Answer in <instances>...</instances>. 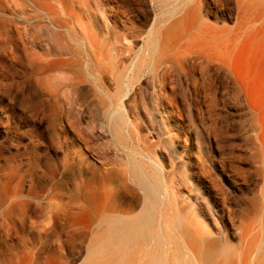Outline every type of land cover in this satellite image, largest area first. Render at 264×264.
Instances as JSON below:
<instances>
[{"label":"rangeland","instance_id":"1","mask_svg":"<svg viewBox=\"0 0 264 264\" xmlns=\"http://www.w3.org/2000/svg\"><path fill=\"white\" fill-rule=\"evenodd\" d=\"M163 1H133L146 22L118 10L115 26L122 32L133 25L126 33L135 52L168 12L194 0H175L171 8ZM224 2L230 19L208 22L232 27L241 14L250 26L227 49L224 72L199 55L179 58L190 116L181 112L169 78L153 96L151 79L141 73L117 91L103 76V87L117 94L111 105L121 111L124 125H118L88 72L64 57L43 56L50 39L37 28L41 0H0V264H81L93 231L81 209L95 214L107 170V204L116 212L139 210L141 194L123 176L138 137L167 170L187 172L185 185L174 178L180 189L198 190L190 200L198 194L219 211L232 253L264 264V153L257 142L264 127V0ZM102 6L115 12L110 1ZM157 102L159 114L151 110Z\"/></svg>","mask_w":264,"mask_h":264},{"label":"bare ground","instance_id":"2","mask_svg":"<svg viewBox=\"0 0 264 264\" xmlns=\"http://www.w3.org/2000/svg\"><path fill=\"white\" fill-rule=\"evenodd\" d=\"M50 1L41 0L35 11V17L42 20L37 28L50 39L43 56L64 57L88 72L98 83L96 88L109 100L111 116L118 125L123 123L121 111L117 104L111 105L117 94H110L103 87V76L110 78L117 91L122 86L128 88L134 75L141 73L145 79H151L153 96H159V88L169 78V83H173L171 93H176L180 110L188 118L189 108L180 93L186 92L187 87L177 67L179 58L199 55L216 63L217 72H224L227 49L250 26L242 22L241 14L232 27L208 22L209 17L219 22L230 19L224 0H194L173 14L168 12L169 18L159 31L148 37L141 52H135L126 33L134 30L133 25L128 23L129 27L122 32L115 26L118 10L127 20L147 21L144 11L132 6L134 0H53L51 5ZM103 1L115 4V12L103 8ZM236 3L239 7L240 0ZM163 4L167 8L176 5L175 0H164ZM138 37L140 34L135 38ZM107 51L111 52L109 56ZM31 55L38 60L42 57L38 52ZM159 108L157 102L151 110L159 114ZM133 119L136 124L138 118ZM134 123L129 121L133 127ZM258 135V148L264 153V127ZM137 142L138 147L128 155L127 174L123 176L141 194L139 210H113L107 204L111 170L100 175L101 202L95 207V214L86 207L81 209L87 223L93 225L81 264H248L250 253L234 255L224 239L219 211L198 194L190 200V192L195 194L197 189L178 187L179 182L188 183L187 172L167 170L159 156L151 153L144 138L138 137ZM176 174L179 182L174 178Z\"/></svg>","mask_w":264,"mask_h":264}]
</instances>
